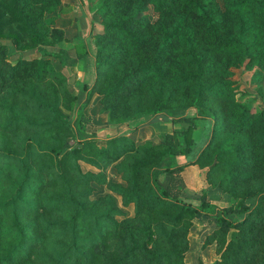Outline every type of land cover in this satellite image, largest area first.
Instances as JSON below:
<instances>
[{"label":"rangeland","instance_id":"374dc122","mask_svg":"<svg viewBox=\"0 0 264 264\" xmlns=\"http://www.w3.org/2000/svg\"><path fill=\"white\" fill-rule=\"evenodd\" d=\"M105 1L86 0L91 19L87 32L82 33L77 0H24L23 7L33 17L40 18L39 29L45 34L42 41L30 49H18L11 40L0 39L1 158L5 153L4 147L22 156L28 142L31 148L38 149L39 144L44 147L69 136L67 128L45 132L34 125L51 118L46 104L54 106L63 115H71L72 119L74 103L84 98V86L92 87L89 103L83 112L84 127L118 124L131 116L150 111L156 102L159 86L172 85L187 71L186 49L190 42L202 46L209 41L204 38L209 32L207 16L196 9L198 0H189L191 10L181 8L185 0H178L165 21L161 18L163 12L158 0H114L111 16L101 12ZM202 1L218 6L219 18H216L215 25L220 38L240 30L238 9L227 7L233 0ZM170 5L172 3L167 0L162 9ZM124 18H134L136 28L132 29L133 25L118 28ZM180 20L179 29L185 35L190 33V41L176 37L174 29ZM171 34L174 37L170 38ZM133 35L135 37L131 38ZM29 39L28 35H21L22 44L29 43ZM163 48L167 52H160ZM50 53L59 56L53 57ZM22 57L25 59L16 72L2 65L3 61L14 65ZM97 58L101 65L96 74ZM223 58L234 61L227 55ZM153 63L161 72L159 76L143 69L144 65H155ZM244 63L226 69L229 74L224 77L230 94L222 99V107L220 100H215L214 104L211 101L207 103L218 116L210 140L207 139L209 131L204 120L186 122L159 116L126 134L128 143L123 144L126 147L117 160H105L97 167L85 160L79 161L82 173L92 174L94 179L89 185L91 194L88 202L96 212L101 207L109 208L110 219L117 222L116 227L112 221L105 223L111 232L112 249L121 248L123 238L127 245H131L132 240L141 241L143 234L152 233V241L160 239L161 248L155 250L164 251L167 250L168 235L173 234L161 225L167 212L154 210L150 200L142 196V177L145 174H134L129 168L147 141L158 144L166 140L184 144L187 136L194 139L192 151L186 158L180 156L178 159L181 162L198 160L185 166L178 174L159 176L163 187L182 198H199L205 194L211 203L226 207L236 205L243 196L258 188L264 189V141L261 140L264 122L246 129H242L239 123L244 113L254 119L264 114V68L255 66L248 70ZM91 67L94 74L89 81L87 76ZM72 95L77 97L76 101L72 100ZM188 98H191V92L184 89L178 92L176 102L180 104ZM96 145L101 147L104 142L98 140ZM200 149L202 155L198 158L196 152ZM233 175L238 178L231 179ZM8 191L10 189L6 193ZM132 193H136L135 198L129 199ZM253 199L245 201L250 203ZM262 221L261 224L256 223L259 229L264 228V219ZM214 228L215 224L202 216L193 219L185 233L173 234L179 248L184 249L185 264H200V261L212 264L218 259L214 244L203 247L206 236ZM130 236L133 237L131 241ZM129 264L144 263L137 260Z\"/></svg>","mask_w":264,"mask_h":264},{"label":"trees","instance_id":"16d2710c","mask_svg":"<svg viewBox=\"0 0 264 264\" xmlns=\"http://www.w3.org/2000/svg\"><path fill=\"white\" fill-rule=\"evenodd\" d=\"M158 1L163 12L161 18L165 21L178 0H168L172 3L168 7L171 9H162L167 0ZM23 2L0 0V39L11 40L18 49L35 48L34 44L40 43L45 33L40 32V18L25 10ZM113 2L106 0L101 12L111 16ZM189 2L185 0L181 8L191 10ZM176 7L179 8L178 5ZM227 7L238 9V22L242 25L239 31L220 38L215 25L216 18H219L218 6L198 0L196 9L208 20L209 32L204 37L209 39L208 43L201 46L190 42L186 49L187 71L172 85L159 86L156 102L150 111L131 116L122 123L106 124L128 125L133 131L159 116L186 122L200 119L206 123L209 131L207 139L210 140L218 116L207 103L220 100L222 107V99L228 98L230 89L224 76L229 71L226 69L244 62L248 70L255 66L264 68V0H233ZM135 23L134 18H124L118 28L133 25L134 29ZM181 23L182 20L174 29L176 37L190 41V33L185 35L179 29ZM22 34L29 36V43H21ZM172 37L174 34H171ZM160 52L167 51L163 48ZM50 55L59 56L56 53ZM226 55L235 63L224 59ZM24 59H18L14 65L3 61L2 65L16 72ZM100 65L97 58L96 74ZM143 69L149 74H161L157 64H146ZM169 86L172 88L169 89ZM184 89H189L191 98L179 104L176 102L178 92ZM83 90L81 101L77 102V97L71 96L76 101L72 119L71 115H63L54 106L46 104L51 118L34 125L45 132L67 128L69 136L44 147L39 144L40 151L31 148L28 142L22 156L4 147L5 153L3 158L0 157V264H129L137 260L144 264H185L184 249L179 248L174 236L181 231L185 233L192 220L202 216L215 224L203 246L214 244L218 259L212 264H264V228L259 229L256 225L264 219V189L258 188L252 194L243 196L236 205L221 207L208 201L205 194L199 198H182L160 184L161 174H178L185 166L198 160L178 161V157L186 158L192 151L194 139L189 136L184 144L166 140L158 144L147 141L129 166L132 173L145 174L142 177V196L150 200V206L167 212L161 225L174 234L168 235L167 250H155L161 248L160 239L152 241V233L143 234L141 241H131L133 237L130 236L131 245H127V240L123 238L122 247L112 249L109 240L111 232L105 226L106 221H112L110 210L101 207L96 212L88 202L91 194L89 185L94 179L92 174L82 173L79 161L85 160L97 167L105 160H117L126 147L123 144L128 143V137L124 133L99 137L98 127H84L83 112L89 103L92 87L84 86ZM206 98L209 101L205 103ZM250 117L244 113L239 119L242 129L264 122V114L255 119ZM135 121L138 123L132 125ZM98 140H102L104 145L97 146ZM261 140L264 141V134ZM200 155L201 149L196 152V157L200 158ZM237 178L233 175L231 179ZM8 189L10 191L6 193ZM117 192L120 194V191ZM135 195L132 193L129 199L135 198ZM251 197L253 201L247 203L245 200ZM112 223L113 227L117 226L115 220ZM200 264L203 262L200 261Z\"/></svg>","mask_w":264,"mask_h":264},{"label":"crops","instance_id":"0c3cea01","mask_svg":"<svg viewBox=\"0 0 264 264\" xmlns=\"http://www.w3.org/2000/svg\"><path fill=\"white\" fill-rule=\"evenodd\" d=\"M77 1H78L77 16H78V21H79V24L81 27V32L82 33L87 32V29H88L89 24H90V19H91L90 18L91 17L90 9H89L88 4L86 3V0H77ZM89 71L90 72H89L87 77L90 81V79L93 77L94 69H92V67H91V69ZM134 123H138V122L135 121L132 123V125ZM95 127L99 128L97 133L99 134L100 137L112 136V135H117V134H121V133L127 134V133L131 132L128 125H124L123 127H120V125H119V127H118V126H110L107 124H102V125L95 126ZM141 127H143V126H140L139 128H141ZM181 157L184 158V156H181ZM178 161L180 163H182L179 159H178ZM185 161H186V159H185Z\"/></svg>","mask_w":264,"mask_h":264}]
</instances>
